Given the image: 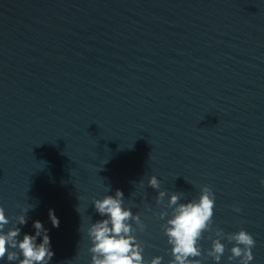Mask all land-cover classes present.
<instances>
[{
    "label": "water",
    "instance_id": "1",
    "mask_svg": "<svg viewBox=\"0 0 264 264\" xmlns=\"http://www.w3.org/2000/svg\"><path fill=\"white\" fill-rule=\"evenodd\" d=\"M262 180L264 0H0V207L6 231L34 208L20 239L41 221L50 264H91L93 201L117 189L145 264H170L158 191L187 203L204 186L213 229L246 230L264 264ZM221 242L220 264H240Z\"/></svg>",
    "mask_w": 264,
    "mask_h": 264
},
{
    "label": "clouds",
    "instance_id": "2",
    "mask_svg": "<svg viewBox=\"0 0 264 264\" xmlns=\"http://www.w3.org/2000/svg\"><path fill=\"white\" fill-rule=\"evenodd\" d=\"M264 184V180L261 181ZM160 181L155 175L149 180V187L154 190L160 189ZM165 191H158L157 204L171 209V218L162 225V229L171 245L173 259L170 264H201L197 259L202 256L200 241L205 232H213L215 239L212 240V248L207 255L214 259L215 264H220L226 252V246L221 241L227 239L234 243L231 248L229 262L239 259L240 264H251L254 260L253 249L256 247L254 237L246 230L241 229L237 233L225 234L223 230L213 229L215 193L209 186L201 189L198 200L181 203L180 195H172L165 205ZM124 193L117 189L114 195H107L103 199L93 201L95 211L104 217L87 230L91 241L89 252L91 264H145L144 247L138 241L135 233L137 228L142 232L145 224L140 215H134L130 208L124 205ZM31 209H25V215L17 218V225L6 231L10 220L6 217L5 209L0 207V261L18 262V264H50L55 253L51 249V239L48 230L39 220L33 223L35 235L24 234L20 239L21 228L28 222L27 213ZM78 211V209H77ZM234 211L239 212V208ZM79 212V211H78ZM49 220L53 227L59 228L60 220L54 209H49ZM168 212L159 213V218L164 220ZM135 223L136 228L132 226ZM42 238V242H37ZM209 239H212L209 236ZM163 257H155L150 264H162Z\"/></svg>",
    "mask_w": 264,
    "mask_h": 264
}]
</instances>
